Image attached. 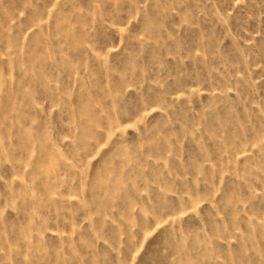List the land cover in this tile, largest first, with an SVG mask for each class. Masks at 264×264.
Segmentation results:
<instances>
[{"label": "rangeland", "instance_id": "obj_1", "mask_svg": "<svg viewBox=\"0 0 264 264\" xmlns=\"http://www.w3.org/2000/svg\"><path fill=\"white\" fill-rule=\"evenodd\" d=\"M0 264H264V0H0Z\"/></svg>", "mask_w": 264, "mask_h": 264}]
</instances>
